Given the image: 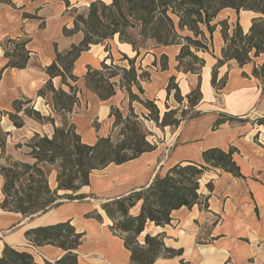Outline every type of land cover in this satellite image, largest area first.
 I'll use <instances>...</instances> for the list:
<instances>
[{
  "label": "crops",
  "instance_id": "crops-1",
  "mask_svg": "<svg viewBox=\"0 0 264 264\" xmlns=\"http://www.w3.org/2000/svg\"><path fill=\"white\" fill-rule=\"evenodd\" d=\"M79 2L82 0H0V112L13 111V103L17 100H29L37 111L50 115L51 108L39 97V91L50 79L47 68L53 63L56 51L65 52L83 40L81 32L72 36L64 34L65 28L68 31L74 29L72 10L81 6ZM257 16L249 11L238 15L232 9H225L216 22L226 19L233 29L239 21L247 33ZM23 38L29 41L27 67L7 68V40ZM212 38L210 52L198 53L205 61L199 74L177 69L180 46L157 47L145 51L136 60L137 69L148 72L150 79L141 81L144 94L139 95L135 86L132 87L134 94L153 101L162 117L167 106L170 109L180 106L175 100V92L172 91L170 96L167 93L169 81L175 77L185 98L183 106L187 104L186 97L200 86L203 99L194 109L200 115L183 120L178 127L157 129L158 133H154L156 143L150 141L157 145L154 151L121 165L111 164L93 171L90 185L74 194L85 196L82 200L64 199L57 208L32 217L0 207V258L8 245L30 253L35 264L56 263L67 254L65 250L54 245L33 246L25 233L38 227L71 222L77 233L83 234L82 243L75 251L78 264H133L131 252L124 239L112 231L113 222L102 204L148 187L178 164H202V154L208 149L229 151L233 148L236 150L233 159L242 177L219 169L208 172L200 182V192L211 195L207 210L199 206L184 207L174 211L171 224L164 227L148 222L138 241L144 245L147 235L162 234L166 247L182 251L181 255L173 257L161 256L155 264H264V122H260L264 118V87L262 81L252 75L253 63L240 67L231 61L217 69L218 81L226 77V82L222 89L215 88L213 71L222 58L225 45L220 27ZM124 55L135 59L137 53L116 36L104 45H92L75 63L74 75L78 81L74 86L79 90V102L67 120L75 125L77 134L87 145L115 136L112 108L121 111L130 108L128 92L121 87V76L112 80L116 83V95L102 101L86 85L88 69L100 70L104 62L110 65L112 60L129 68L128 63L122 61ZM163 56L166 59L162 60ZM262 62L263 57L255 59L257 65ZM53 83L57 89L70 92L60 77ZM137 105L141 104H132L135 112ZM140 113L147 117V110ZM222 117L245 122H227L214 128ZM26 124L25 121L21 129L9 126L6 130L10 133L9 139L14 133L20 135ZM55 126H63L61 117L56 116ZM55 126L33 120L32 134L51 138ZM209 182L214 185L212 193L206 187ZM3 184L4 180L0 178V205L4 199ZM49 185L53 190L57 188V172L51 173ZM66 194L72 193L59 192L61 196ZM139 211L140 204L132 214L137 215ZM94 213L100 214L102 220L93 217Z\"/></svg>",
  "mask_w": 264,
  "mask_h": 264
},
{
  "label": "trees",
  "instance_id": "trees-1",
  "mask_svg": "<svg viewBox=\"0 0 264 264\" xmlns=\"http://www.w3.org/2000/svg\"><path fill=\"white\" fill-rule=\"evenodd\" d=\"M225 9H232L238 15L249 11L264 16V0H111L110 4L102 1L91 3L88 15H80L74 20V29H64L66 36L81 32L83 40L65 52L57 50L53 63L47 68L50 79L39 91V97L51 108L50 115H43L34 105L30 107L32 101L29 100H17L13 103V111L0 112L4 117H8L17 129L25 126L26 117L41 124L50 123L54 126L53 116L63 119V126H55L51 138L36 133L30 139L27 146L31 150L30 158L33 163L5 160L10 133L4 131L0 125V178L4 180V199L0 207L24 217L44 214L60 206L64 199H84L85 196L74 194L90 185L93 171L105 169L111 164L121 165L144 153L154 151L157 145L148 141L143 132L138 121L139 116L132 107L134 102H139L147 108L150 111L147 118L162 128L178 127L183 120L200 115L194 112L203 99L200 86L186 97L187 107L193 113L188 118L187 110L182 111L183 114L180 115V109L169 107L161 118L160 111L153 101L141 99L138 94L133 93L132 87L135 86L140 94H144L141 81L150 79L148 72L136 67L137 58L143 49L149 51V44L155 48L180 46L177 69L185 73L199 74L205 61L198 53L210 52L208 36L211 40L220 27L225 45L222 58L218 60L213 71V86L217 89L225 86L226 77L218 81L217 69L235 61L240 67L253 63L252 75L260 79L264 87V19L254 18L252 26L245 33L239 21L233 29L226 19L216 22L219 14ZM116 36L122 43L131 45L137 53L135 59L123 56L122 61L127 62L129 68L127 65L115 64L113 60L110 65L104 62L100 70L89 68L85 81L87 87L100 100L107 101L116 95V83L112 80L121 76V87L125 88L129 95V113L124 116L120 109L112 108L113 128L119 131L115 136L99 139L95 145H87L77 134L75 125L67 120L79 102V90L74 86L78 81L74 75L75 63L92 45H104ZM28 42L26 38L7 40V68L27 67L30 58L26 49ZM9 46H12V49H9ZM261 57L263 62L257 65L255 59ZM164 59L165 56L162 57V60ZM196 65H199L200 69H197ZM57 77L61 78L63 85L69 87L70 92L55 87L53 80ZM172 91L175 92L177 103L183 104L185 98L181 95L175 77L169 81L168 96ZM227 122L245 121L222 117L215 123L214 128ZM260 122L263 123L264 118ZM16 148H20V144ZM235 152L233 148L229 151L220 148L208 149L202 154V164H178L164 177H157L148 187L102 204V209L113 222L112 231L124 239L126 248L131 252L133 264H155L161 256L173 257L182 254L181 250L166 247L162 234L147 235L144 245L139 243L138 237L145 231L148 222L159 227L171 224L173 212L184 207L192 209L199 206L202 210H207L211 195L200 192V182L213 169L242 177L233 159ZM4 160L6 163H3ZM44 165H58L57 188L54 190L49 185L51 173L45 170ZM206 187L210 193L213 192L212 182L207 183ZM61 191L72 194L61 196ZM139 204V213L132 214V210ZM92 216L102 220L98 213ZM25 236L33 246L54 245L65 250L67 254L54 264H78L75 251L82 243L83 234L77 233L71 222L30 229ZM0 264L35 263L30 253L5 245ZM43 264L53 263L46 261Z\"/></svg>",
  "mask_w": 264,
  "mask_h": 264
},
{
  "label": "rangeland",
  "instance_id": "rangeland-1",
  "mask_svg": "<svg viewBox=\"0 0 264 264\" xmlns=\"http://www.w3.org/2000/svg\"><path fill=\"white\" fill-rule=\"evenodd\" d=\"M95 1H102L106 4L111 3V0H82V2H79V3H81V6H79L78 8H74L72 10V15H73L74 20L80 15L87 16L91 3L95 2ZM239 19H240V17H239ZM234 21H236V20H234ZM212 40H213V38H211V40H210L209 36H208V43L207 44L210 47H212ZM148 48H149V50L156 49L155 46L152 44H149ZM144 52H145V50L143 49L141 53H144ZM188 61L189 60H186V62H188ZM196 67H197V69H200L199 65H196ZM139 95H140V92H139ZM140 98H141V96H140ZM141 99H143V98H141ZM137 103L141 104L139 102H137ZM179 105L180 106L178 107V109L181 110L180 115L183 114L182 111H186V110L188 112L186 115V118H188V116L193 114V113H191L190 109L187 107L188 106L187 104H185L184 106H183V104H179ZM31 106L33 107V102L31 103L30 107ZM136 107H138V110H136L135 113L139 116L138 121L141 124L143 132L147 135L148 141L156 143L154 133H156L158 131L157 129H161L162 127H160L155 121L147 118L150 115V111L147 108H145L142 104L137 105ZM144 109L147 110V117L144 114L140 115L141 114L140 111H143ZM122 112L124 113V116H126L129 113V109L126 108L125 111H122ZM45 116H48V114H45ZM53 117L56 118V116H53ZM3 118H5V121H3ZM0 120H1L0 125L2 126L4 131H6L9 126L13 125V123L9 120V118L4 117L2 114H0ZM25 121L27 122L26 128L23 130V132L20 135L14 133L10 139H9L10 136L8 137L6 150H5L6 151L5 160L12 159L13 161L33 163L32 159L30 158V151L31 150L27 146L30 139L33 137V134H32L33 133V119L30 120L29 118L26 117ZM118 131L119 130H117L116 133ZM18 144H20V148H16V146ZM0 154H1V150H0ZM5 160L3 161V163H6ZM44 168L48 173H52L53 171L57 172L58 165H56V166L44 165Z\"/></svg>",
  "mask_w": 264,
  "mask_h": 264
},
{
  "label": "water",
  "instance_id": "water-1",
  "mask_svg": "<svg viewBox=\"0 0 264 264\" xmlns=\"http://www.w3.org/2000/svg\"><path fill=\"white\" fill-rule=\"evenodd\" d=\"M258 16L257 17H262L263 19H264V16H262V15H259V14H257Z\"/></svg>",
  "mask_w": 264,
  "mask_h": 264
},
{
  "label": "built area",
  "instance_id": "built-area-1",
  "mask_svg": "<svg viewBox=\"0 0 264 264\" xmlns=\"http://www.w3.org/2000/svg\"><path fill=\"white\" fill-rule=\"evenodd\" d=\"M49 107V106H48ZM50 108V107H49Z\"/></svg>",
  "mask_w": 264,
  "mask_h": 264
}]
</instances>
